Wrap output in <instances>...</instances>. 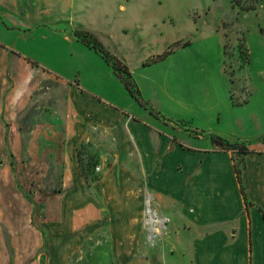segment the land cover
Masks as SVG:
<instances>
[{"label":"crops","instance_id":"1","mask_svg":"<svg viewBox=\"0 0 264 264\" xmlns=\"http://www.w3.org/2000/svg\"><path fill=\"white\" fill-rule=\"evenodd\" d=\"M136 1L0 0V222L23 225L11 228L12 243L0 235V264H264V132L219 133L246 145L238 164L209 135L166 118L142 84L156 89L155 81L137 78L146 68L132 61L139 42L122 44L139 24ZM77 29L94 33L129 67L149 109L76 38ZM185 94L180 87L166 103L185 109ZM259 98L254 90L247 104ZM60 143L62 230L49 231L58 222L50 220L48 232H32L22 220L31 204L18 176L28 190H46L45 154L58 159ZM80 151L100 161L90 182L81 176Z\"/></svg>","mask_w":264,"mask_h":264},{"label":"rangeland","instance_id":"2","mask_svg":"<svg viewBox=\"0 0 264 264\" xmlns=\"http://www.w3.org/2000/svg\"><path fill=\"white\" fill-rule=\"evenodd\" d=\"M125 1L130 2L123 0L124 3ZM136 2L139 8V24L135 27L134 34L124 38L122 44L139 42V53L132 61L135 64L138 60L150 64H144L146 68L143 70L139 67L137 78L141 81L139 76H145L155 81L156 89L152 88L149 82L142 84L147 96L153 97L154 104L162 106V101L164 110L168 112L163 115L179 120L188 132L209 135L210 138L220 137L226 140L219 133L229 129L235 130V126H238L236 133L244 138H252L257 131L264 132V0ZM148 15L155 20L164 18L165 25L175 26V29L168 26L162 30L161 22H155V26L150 24ZM92 24L93 19L86 23L90 27ZM167 52L171 53L161 60L159 57ZM158 58V62H152ZM222 59L225 74L222 72ZM180 87L186 92L187 107L177 111L175 106L166 103L165 95L174 91H177L178 95ZM228 87L232 95L231 102L235 107L230 104ZM254 90L260 98L247 104L249 93L252 94ZM142 97L145 99L143 93ZM151 106L157 109L153 104ZM243 122L245 128L241 127ZM58 131L61 132L62 129L58 128ZM228 142L235 145L232 152L235 153L237 163L241 164V151L246 145L239 141ZM60 148L61 143L54 148L59 160L51 159L47 152L49 150L45 151L47 153L44 164L49 168L39 179L46 190L35 192L33 187L28 190L24 179L20 181L18 176L20 186H26V198L31 204L22 209V220L26 218V224L32 232L34 228L48 232L47 225L51 224L50 220L61 223L53 222L55 227L49 231L56 233L62 230L63 220L60 219L59 211L66 203V193L58 191L63 181L64 166ZM80 159L81 176L90 182L94 179L93 175H96L100 161L83 156L82 151ZM5 178L0 173V184ZM35 181L34 177H30L28 184L33 185ZM68 212L71 213V210L68 209ZM3 219L5 218H1ZM64 221L66 223L67 219L64 218ZM18 227L22 229L21 221L2 224L0 222V235L7 238L8 244L12 243L10 232L15 236L17 234L11 228L17 230ZM47 247L45 245L42 252L47 250ZM16 256L12 252L11 263H18Z\"/></svg>","mask_w":264,"mask_h":264},{"label":"trees","instance_id":"3","mask_svg":"<svg viewBox=\"0 0 264 264\" xmlns=\"http://www.w3.org/2000/svg\"><path fill=\"white\" fill-rule=\"evenodd\" d=\"M75 36L76 38L84 44L86 47L90 48L91 50H94L97 54H99L106 63L111 66L116 73V75L121 79L123 82L125 88L130 93L132 98L135 99V101L145 109H149L148 105L144 101L142 97V92L136 83L132 72L130 71L129 67L124 64V62L113 52H111L108 48L105 47V45L102 43V41L92 32L85 31L81 29L75 30ZM171 53L167 52L166 54L160 56L159 58L163 60L166 58V56ZM159 58L157 60H152V62H158ZM150 63H146L145 66H148ZM152 114H155L156 116H159L158 113H156L154 110H150ZM211 141L214 146L219 147L221 150L225 151H231L232 149H235V145L232 143L220 138V137H212ZM244 149L241 151V154H246L248 152V149L246 147H243ZM234 153V152H233ZM236 173L238 175V178L241 182V173L242 170L239 165L236 164ZM242 192L244 193V189L242 188Z\"/></svg>","mask_w":264,"mask_h":264},{"label":"bare ground","instance_id":"4","mask_svg":"<svg viewBox=\"0 0 264 264\" xmlns=\"http://www.w3.org/2000/svg\"><path fill=\"white\" fill-rule=\"evenodd\" d=\"M152 212V211H151Z\"/></svg>","mask_w":264,"mask_h":264}]
</instances>
